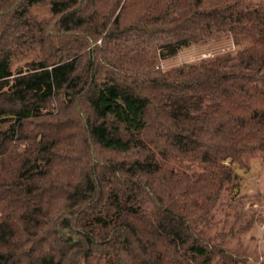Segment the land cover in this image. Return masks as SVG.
<instances>
[{"label":"trees","instance_id":"16d2710c","mask_svg":"<svg viewBox=\"0 0 264 264\" xmlns=\"http://www.w3.org/2000/svg\"><path fill=\"white\" fill-rule=\"evenodd\" d=\"M0 23V264H237L205 231L225 162L264 160V1L0 0ZM222 39L248 46L159 68Z\"/></svg>","mask_w":264,"mask_h":264},{"label":"rangeland","instance_id":"374dc122","mask_svg":"<svg viewBox=\"0 0 264 264\" xmlns=\"http://www.w3.org/2000/svg\"><path fill=\"white\" fill-rule=\"evenodd\" d=\"M30 11L37 22L49 24L48 27L55 20L47 4L36 5ZM11 33L13 36L15 31L10 30ZM246 46V42L236 46L228 39L207 45H192L182 49L174 58L161 60L159 68L168 70L188 63L197 64L204 59H213L228 52L235 53ZM37 56V50L34 52L24 49L15 52L11 60L12 71L15 74L20 70L25 71L26 64L37 60ZM54 108V112L50 110V113L55 115L57 107ZM70 116L67 113L63 120L70 119ZM225 164L238 175V184L224 191L211 211L205 236L211 243L222 246L237 264H264V160L257 155L250 158L245 167L230 160ZM185 166L189 172L201 171L197 165L185 163ZM213 264H221L219 258Z\"/></svg>","mask_w":264,"mask_h":264}]
</instances>
